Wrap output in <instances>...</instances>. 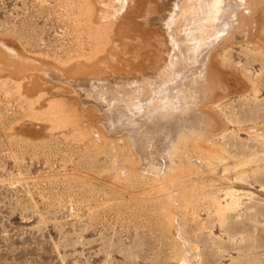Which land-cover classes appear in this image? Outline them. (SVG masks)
<instances>
[{"label":"rangeland","instance_id":"1","mask_svg":"<svg viewBox=\"0 0 264 264\" xmlns=\"http://www.w3.org/2000/svg\"><path fill=\"white\" fill-rule=\"evenodd\" d=\"M113 5L0 0V264H264V7L260 43L244 31L218 48L227 87L202 150L162 157L183 166L173 185L69 91L89 71L116 81L158 60L144 17L160 0Z\"/></svg>","mask_w":264,"mask_h":264},{"label":"bare ground","instance_id":"2","mask_svg":"<svg viewBox=\"0 0 264 264\" xmlns=\"http://www.w3.org/2000/svg\"><path fill=\"white\" fill-rule=\"evenodd\" d=\"M116 1L112 16L127 10L130 3ZM160 4V9L144 17L146 23L157 24L161 30L156 37L158 60L148 72L113 81V77L102 78L89 71L85 78L66 81L83 107L92 102L104 116L105 128L125 138L128 147L138 152L143 161L141 170L174 185L183 166L172 163L163 168L162 157L169 155L174 162L181 144L191 143L193 152L202 150V138L217 124L208 102L219 86L221 90L227 87L223 84L226 81L221 85L225 75L217 60L218 48L241 37L244 31L252 41L260 43L263 38L258 10L264 7V0H160ZM41 71L57 81L63 80L64 75L57 69L45 67ZM97 132L99 138L106 137L103 131ZM203 148L211 149L207 145ZM157 160L160 165H153ZM190 260L187 264H193L194 259Z\"/></svg>","mask_w":264,"mask_h":264}]
</instances>
